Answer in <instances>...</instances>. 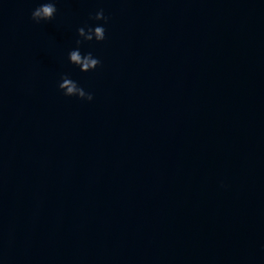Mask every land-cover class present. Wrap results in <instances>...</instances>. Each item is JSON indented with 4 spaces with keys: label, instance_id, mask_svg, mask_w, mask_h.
Returning a JSON list of instances; mask_svg holds the SVG:
<instances>
[{
    "label": "water",
    "instance_id": "water-1",
    "mask_svg": "<svg viewBox=\"0 0 264 264\" xmlns=\"http://www.w3.org/2000/svg\"><path fill=\"white\" fill-rule=\"evenodd\" d=\"M0 264H264V0H0Z\"/></svg>",
    "mask_w": 264,
    "mask_h": 264
}]
</instances>
